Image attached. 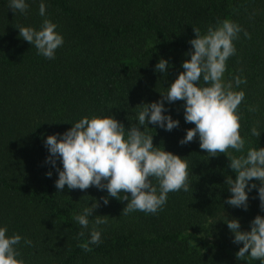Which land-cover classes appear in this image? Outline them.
I'll use <instances>...</instances> for the list:
<instances>
[{
    "label": "trees",
    "instance_id": "obj_1",
    "mask_svg": "<svg viewBox=\"0 0 264 264\" xmlns=\"http://www.w3.org/2000/svg\"><path fill=\"white\" fill-rule=\"evenodd\" d=\"M41 2L45 16L39 13ZM26 3V13H14L9 0H0V226H7V235H21L17 247L26 264H260L236 258L242 244L233 243L234 233L225 222L239 218L241 229L250 230L251 220L264 215L257 189L249 193L246 211L226 203L231 193L224 181L229 175L235 179L236 173L226 154L208 157L198 136L179 143L194 127L185 122L183 101H165L179 120L178 128H146L154 145L189 163L190 191L170 192L156 214L123 215L127 201L109 197L105 205L101 198L106 189L65 186L57 191L58 172L45 162L49 152L44 141L84 116L112 114L126 128L138 123L140 104L159 100L183 71V61L190 59L186 53L195 38L193 28L205 33L218 20L230 19L242 31L233 41L236 53L226 62L224 79H246L237 89L245 92L239 109L241 135L246 149L264 147V0ZM45 18L64 37L54 59L39 55L18 35L21 26L38 30ZM161 58L169 62L167 73L155 70ZM249 106L256 111L250 112ZM254 126L261 131L258 138L251 135ZM57 166L62 168L59 159ZM49 170L51 177L46 175ZM95 200L99 207L89 218V228L82 229L74 217ZM96 215H107L108 223L96 226L101 243L85 252L78 245L90 238ZM82 230L85 235L79 237Z\"/></svg>",
    "mask_w": 264,
    "mask_h": 264
},
{
    "label": "clouds",
    "instance_id": "obj_2",
    "mask_svg": "<svg viewBox=\"0 0 264 264\" xmlns=\"http://www.w3.org/2000/svg\"><path fill=\"white\" fill-rule=\"evenodd\" d=\"M9 7L15 13H26L29 5L26 0H9ZM45 4L41 2L39 13L45 16ZM58 25L45 18L37 30L31 26L19 27V36L34 45L39 55L54 59L56 50L64 44V37L57 31ZM195 38L190 40L191 49L186 53L190 59L182 63L183 71L170 83L167 92L151 103H142L138 112V123L125 125L114 115L84 116L64 133L47 136L44 141L49 155L46 163L58 172L55 181L57 191L67 186L70 190H87L96 187L107 190L102 197L109 203V197L127 201L122 214L135 211L156 214L163 208L170 192L190 191L189 163L184 157L157 147L153 134H148L149 124L158 125L166 131L180 126L165 107L177 101L184 102V119L194 127L186 130L179 141L181 145L193 142L199 137L200 149L208 157L226 154L229 167L236 173L235 179L227 176L224 184L231 195L226 203L234 208L247 210L249 193L257 189L259 207L264 211V147H248L241 135L240 105L245 92L239 89L246 79L239 76L225 80L227 60L236 53L233 43L239 38L241 26L230 20H218L210 25L205 33L194 27ZM244 36L251 38L244 30ZM169 62L161 58L155 70L167 73ZM250 112L256 108L249 106ZM143 125V130H141ZM254 126L251 135L260 136ZM233 150V152H230ZM57 159L62 168L57 166ZM46 175L52 176L49 170ZM155 181V183H154ZM257 181L259 183H257ZM99 201L83 208L75 215V221L82 229H88L93 211ZM234 233L233 243L242 244L235 253L239 260L249 259L264 264V215L257 214L250 222V230H242L239 218L225 221ZM107 215H96L90 238L78 246L85 252L92 251L91 245L101 243V230L96 227L107 224ZM7 226H0V264H26L18 250L22 237L20 234L7 235ZM85 232L78 233L83 237ZM31 246L32 241L23 238Z\"/></svg>",
    "mask_w": 264,
    "mask_h": 264
}]
</instances>
